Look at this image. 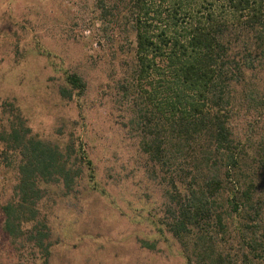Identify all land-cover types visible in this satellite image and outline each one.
I'll return each instance as SVG.
<instances>
[{"label": "rangeland", "instance_id": "1", "mask_svg": "<svg viewBox=\"0 0 264 264\" xmlns=\"http://www.w3.org/2000/svg\"><path fill=\"white\" fill-rule=\"evenodd\" d=\"M119 22L100 17L95 0H0V264H197L164 219L171 173L139 145L143 124L124 85L134 43ZM238 118L248 152L264 124L244 111ZM12 124L63 166L62 175L39 180L35 217L17 237L4 231L2 211L20 198L24 155L8 139ZM260 181L254 200L262 217L244 227L245 218L229 220L224 239L215 237L223 255L238 257L247 226L264 237ZM35 225L42 247L30 237Z\"/></svg>", "mask_w": 264, "mask_h": 264}, {"label": "trees", "instance_id": "2", "mask_svg": "<svg viewBox=\"0 0 264 264\" xmlns=\"http://www.w3.org/2000/svg\"><path fill=\"white\" fill-rule=\"evenodd\" d=\"M95 4L100 17L121 21L132 35L125 93L143 124L141 150L171 173V204L164 215L171 235L197 264H264V237L253 235L252 225L242 232L238 257L223 255L215 239L220 234L224 239L236 216L245 218L243 227L247 218L262 217L254 199L256 184L264 179V125L245 152L236 123L244 111L264 124V0ZM68 79L74 85L81 81L76 75ZM19 133L12 124L8 139L16 141L24 157L19 201L2 207L3 229L10 237L20 235V224L35 217L39 180L62 175L63 168L53 151ZM257 170L263 175L259 179L253 175ZM37 226L28 230L42 247L44 235ZM43 250L47 257L49 251Z\"/></svg>", "mask_w": 264, "mask_h": 264}]
</instances>
